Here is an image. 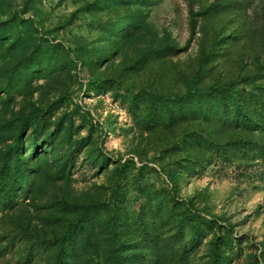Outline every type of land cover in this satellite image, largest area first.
<instances>
[{"label": "rangeland", "instance_id": "1", "mask_svg": "<svg viewBox=\"0 0 264 264\" xmlns=\"http://www.w3.org/2000/svg\"><path fill=\"white\" fill-rule=\"evenodd\" d=\"M220 89L256 120L264 0H0V264H264V128Z\"/></svg>", "mask_w": 264, "mask_h": 264}, {"label": "trees", "instance_id": "2", "mask_svg": "<svg viewBox=\"0 0 264 264\" xmlns=\"http://www.w3.org/2000/svg\"><path fill=\"white\" fill-rule=\"evenodd\" d=\"M233 84H231L232 86ZM232 89H220L215 91L214 93H216V95H218V103L216 104V106H213L212 108V103L211 104H207V99L205 96H208L209 94H205L204 92H199L196 93L195 95L192 96H188V97H176L173 101L174 103H182L184 102L185 105H187L190 101L193 102V104L196 105V108H198L200 111H206L208 110V108H212L210 112H219V107H222L224 110H222V112L220 114H216L217 117L222 116V118H224V121L228 124V125H234V126H258L260 129L264 128V91L261 92V94H259V96H255L253 97V101L254 104L257 106L256 110L253 112L256 120H248L247 116L242 113L241 108H240V104L242 102V98L241 95H239L238 97H236L237 95H233L232 94ZM217 98V97H216ZM241 98V99H240ZM202 100H204V102H201ZM206 100V101H205ZM217 100V99H215ZM161 102H166V100H161ZM207 106V109H205V107ZM211 106V107H209ZM166 114V113H165ZM168 114V118H171V113H169V111L167 112ZM31 126L33 127V131L35 134H38L39 129H40V125L38 122H33L31 124ZM21 130H24V125H22ZM50 140V139H49ZM20 143V138L17 139V144ZM17 147V146H16ZM15 147V148H16ZM32 147H35V143H32ZM242 148V147H241ZM74 157V153L70 154V158L71 160H73ZM72 161L69 164V167H71L72 165ZM147 236L145 237V241L148 240ZM222 239H215L211 242V248H212V254H213V263L214 264H224V259L222 258L221 254L219 253V249L221 246H226V243L224 241H221ZM238 243H240L238 241ZM58 260V264H60L61 261V256L58 255L57 257ZM148 259H144V264H149ZM115 264H118L117 261H115Z\"/></svg>", "mask_w": 264, "mask_h": 264}]
</instances>
